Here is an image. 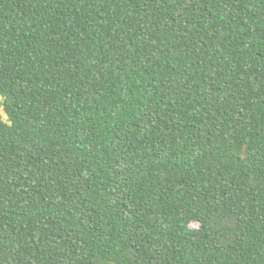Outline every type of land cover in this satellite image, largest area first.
<instances>
[{
	"label": "trees",
	"instance_id": "1",
	"mask_svg": "<svg viewBox=\"0 0 264 264\" xmlns=\"http://www.w3.org/2000/svg\"><path fill=\"white\" fill-rule=\"evenodd\" d=\"M0 264H264V0H0Z\"/></svg>",
	"mask_w": 264,
	"mask_h": 264
},
{
	"label": "rangeland",
	"instance_id": "2",
	"mask_svg": "<svg viewBox=\"0 0 264 264\" xmlns=\"http://www.w3.org/2000/svg\"><path fill=\"white\" fill-rule=\"evenodd\" d=\"M2 115H3V113H2ZM3 118L5 119V116H3Z\"/></svg>",
	"mask_w": 264,
	"mask_h": 264
}]
</instances>
